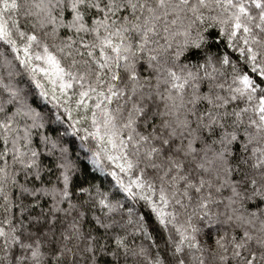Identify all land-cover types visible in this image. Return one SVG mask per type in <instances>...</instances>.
<instances>
[{
  "label": "snow or ice",
  "instance_id": "1",
  "mask_svg": "<svg viewBox=\"0 0 264 264\" xmlns=\"http://www.w3.org/2000/svg\"><path fill=\"white\" fill-rule=\"evenodd\" d=\"M213 4L222 8L224 15L209 16L208 12L212 10ZM36 7V15L43 13L48 27L54 34L59 33L63 37L58 50L69 59V66L65 67L45 44L43 55L36 54V59L43 61L45 67H34L49 78L54 88L58 83L66 103L72 100L75 91L76 107L84 114L81 118L92 125L90 135L99 141L106 138L107 144L118 150L114 155L107 156L114 168L125 174L136 168L137 161L128 156V147L131 145L137 154L143 153L145 160L149 162V169L161 172L159 179L162 183L158 194L155 185L145 180L144 172L130 177L127 186L122 181L120 184L126 193H130L133 187L138 191L147 189L151 193L142 195L141 199L146 201L148 217L154 218L152 232L157 236L158 242L163 239L167 227L172 225L174 235L170 237V247L173 257L169 258L167 252H164L163 264H205L202 256L197 255L203 251L198 227L192 223L191 216L183 222H177L176 208H184L186 202H195L196 212L207 216L213 200L212 193L208 190L212 188L211 180L204 175L193 176L188 171L187 164L178 156L181 148L185 156L194 152L192 140L185 145L176 146L175 140L169 139L175 137V128L169 130L167 136L161 137L158 135L159 129L154 127L155 122L148 123L143 90L146 85L151 86L150 80L154 78L156 93L155 97L149 95V98H159L165 108L178 112L185 107L184 97L191 89L190 102L193 105L206 103L209 106L208 124H216L220 113L213 112L211 106L214 99L200 84L202 79L215 80L214 58L210 55L198 57L195 66L185 65L179 70L168 67L163 79L160 76L159 58L161 54L172 51L173 43L178 46L176 57L181 55L180 44L185 48L191 45L199 51L203 35L198 33L196 37L192 36V28L196 24L202 25L210 19L220 25L215 33L220 37L225 35L227 25L230 27L227 40H220L219 43L232 49L238 38L235 58L246 60L247 64L243 72L232 77L231 83L226 87L227 95L215 97V101L219 102L215 107L230 108L231 112H225V116L246 125V130L250 133L249 142H254L257 136L264 133V91L261 90L264 88V62H261L264 60V0H250V6L243 0H67L59 13L53 12L51 8H41L39 4ZM19 12V0H0V39L10 34L9 17L5 13L15 16ZM14 23L19 35L25 37L18 19ZM26 39V45L19 50L29 56V49L37 36L35 33H28ZM9 43L12 44L13 51H16L15 42ZM221 63L229 65V55L223 56ZM161 83L164 85L163 93L160 91ZM217 87L225 86L218 84ZM68 115L71 116L70 110ZM201 119L205 117L202 115ZM186 123L185 120L177 119L178 126ZM12 124V118L7 123L0 121V130L6 132ZM161 126L169 128L167 121H163ZM102 128L105 130L103 133ZM148 129L152 131L148 132ZM84 131L87 132L88 129ZM235 139L236 134L233 132L232 140ZM30 143L27 129L23 130L21 138L17 128L12 140L13 159L21 167L33 171L39 168L45 158L37 159L36 151H26ZM7 144L5 136L0 141V147L4 148L0 159L5 164L9 158ZM253 151L260 152L261 162H264V149ZM25 156L28 157L27 160L24 159ZM70 166V162L68 165H58L63 168L60 172L61 182L66 189H80L83 198L89 191L84 187L86 181L70 177ZM196 167L207 172L203 164H197ZM111 175L115 177L116 173ZM0 177L7 178L6 168H0ZM15 179L13 178V182ZM216 191L219 192L220 187ZM232 191L235 194V188ZM0 192H3L2 188ZM68 195L65 192L63 199H67ZM16 196L17 193H12L10 200L8 196L0 195V200L6 207L5 216L0 219V248L11 257L12 264H67L66 249L63 246L52 244L46 236L42 237L39 228L35 234L31 233L29 229L32 225L25 226L21 222L19 208L14 202ZM172 201H175V207L170 210ZM97 204L105 210V215L113 210L106 199H99ZM7 210L11 211V218L7 216ZM98 223L102 221L98 220ZM72 228L77 229L78 226L72 225ZM95 231L99 233L100 228L97 227ZM205 235L209 244L215 246L217 264H264V255L257 260L255 250L251 247L253 236L248 231H237L231 236L227 232L217 233L213 240L212 230L209 228ZM67 239L68 236L64 235V240ZM257 243L264 248V240H258ZM127 247L126 237L117 233L109 238L106 251L115 255ZM87 251L93 253L94 257L99 251L98 242L94 240ZM98 264L112 262L102 255L98 258ZM152 264H161V261L154 257Z\"/></svg>",
  "mask_w": 264,
  "mask_h": 264
},
{
  "label": "clouds",
  "instance_id": "2",
  "mask_svg": "<svg viewBox=\"0 0 264 264\" xmlns=\"http://www.w3.org/2000/svg\"><path fill=\"white\" fill-rule=\"evenodd\" d=\"M243 2L250 6V0ZM19 3L20 12L15 16L5 13L9 17L10 34L0 39V121L7 123L9 118L13 120L12 126L6 132L0 130V141L7 136L9 157L6 164L0 159V168H6L7 172V178L0 177V188L3 189L0 195H6L11 200L12 193H17L14 202L19 208L18 216L21 222L25 226L32 225L29 229L31 233L35 234L39 228L42 237L46 236L52 244L63 246L66 249L67 264H98V258L102 255L112 264H152L154 257H158L163 264L164 252H167L169 258L173 257L170 247V237L174 235L172 225L167 227L163 239L158 242L157 236L152 232L154 218L148 217L146 201L141 199L142 195L151 193H148L147 189L138 191L135 187L130 193H126L120 184L122 181L127 186L130 177L144 172L145 180L155 185L158 194L162 183L159 179L161 172L149 169V162L145 160L143 153L137 154L131 145L128 147V156L137 161L136 168L130 170L128 174L114 168L107 156L114 155L118 150L112 149L106 138L99 141L90 135L92 125L88 120L81 118L84 114L76 107L75 91L72 100L66 103L65 97L59 91L58 83L54 88L49 78L34 67H45L43 61L36 59L37 53L43 55L45 44L60 58L65 67L69 66V59L58 50L63 37L59 33H53L43 13L36 15L37 4L41 8H51L53 12L59 13L67 0H19ZM208 15L222 16L223 9L213 4ZM16 19L19 21L20 29L25 32L23 38L14 23ZM219 27V24L210 19L202 25H194L192 36L196 37L198 33L203 35L199 51L191 45L185 48L180 44L181 55L176 57L178 46L173 43L172 51L161 54L159 58L162 79L168 67L179 70L185 65L195 66L198 57L210 55L214 58L215 80L202 79L200 84L214 99L211 106L213 112L220 113L216 124H208L209 106L206 103L193 105L190 102L191 89L185 94V107L178 112L165 108L159 98H149V95L155 97L154 78L150 80L151 86L146 85L143 90V104L148 113V123L155 122L154 127L159 129L158 135L161 137L167 136L168 131L175 128V137L169 139H174L176 146L185 145L192 140L194 152L185 156L181 148L178 156L184 160L193 176L204 175L211 180L212 188L208 190L211 191L213 200L207 216H201L196 212L195 202L192 204L186 202L184 208H176L177 222H183L191 216L192 223L198 227L203 251L197 255L202 256L205 264H217L215 246L209 244L205 235L209 228L212 230L213 240L217 233L227 232L231 236L237 231H248L253 236L251 247L255 250L257 260L264 255V248L257 243L258 240H264V162H261V153L253 151L264 149V133L257 136L254 142H249L250 133L247 132L246 125L225 116V112H231V109L215 107V104L219 103L215 101V97L227 95L226 87L231 83L232 77L243 72L247 64L246 60L235 58V48L239 45L238 38L234 41L232 49L227 48L224 43H219L220 40L226 41L230 32V27L226 25L225 35L217 36L215 33ZM28 33H35L37 40L29 49V56H25L19 49L26 45ZM10 41L15 42L16 51H13ZM225 55H229L230 59L227 66L221 63ZM218 84L225 87H217ZM163 89L164 85L161 83V93ZM261 90L264 91V88ZM202 115L205 117L203 120ZM177 119L185 120L187 123L178 126ZM163 121L168 122V129L161 126ZM17 128L20 130L21 138L24 129L29 133L31 143L26 151L34 150L38 153L37 159L45 158L38 169L29 171L13 159L12 140L16 136ZM84 129L88 131L85 132ZM104 131L102 128L101 132ZM147 131L151 132L152 129ZM233 132L236 134L234 141ZM3 152L4 148L0 147V156ZM27 158L24 157L25 160ZM69 162L71 166L68 175L78 181H86L84 187L89 191L83 198L80 189L71 187L66 189L61 182L60 172L63 168L58 165H68ZM197 164H203L207 172L196 167ZM113 172L116 173L115 177L111 175ZM13 178H16L15 182ZM165 186L167 187L166 182ZM217 187H220L219 192L216 191ZM233 188L236 190L235 194ZM65 192L69 194L67 199H63ZM101 198L113 206L111 213L105 215V210L99 207L97 201ZM173 207L175 201H172L170 210ZM5 213V204L0 200V219ZM11 215V211L7 210V216L11 218ZM98 220L102 223H98ZM72 225H77L78 228L73 229ZM97 227L100 228L99 233L95 231ZM117 233L126 237L128 247L113 255L106 249L109 238ZM64 235L68 236L67 241L64 240ZM94 240L98 242L99 251L93 257V253L87 249ZM190 260L191 257L188 258V261ZM0 264H12L11 257L2 248Z\"/></svg>",
  "mask_w": 264,
  "mask_h": 264
}]
</instances>
